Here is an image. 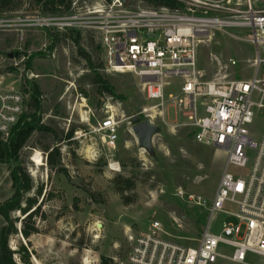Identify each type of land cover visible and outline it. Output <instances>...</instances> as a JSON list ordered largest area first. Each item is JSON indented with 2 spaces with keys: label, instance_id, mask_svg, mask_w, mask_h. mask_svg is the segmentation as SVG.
Instances as JSON below:
<instances>
[{
  "label": "rangeland",
  "instance_id": "374dc122",
  "mask_svg": "<svg viewBox=\"0 0 264 264\" xmlns=\"http://www.w3.org/2000/svg\"><path fill=\"white\" fill-rule=\"evenodd\" d=\"M99 1L91 3L97 5ZM17 3H21L18 10L0 8V80L4 86L13 83L21 88H30L29 82L37 83L42 101L39 124L51 130H36L20 151L19 161L34 181L30 195L36 196L42 189L38 198L41 206L39 213L28 220L38 227V232L26 239L20 232L21 222H17L19 233L11 236V248L25 245L30 264H102V256L118 264L126 260L132 238L147 231L154 220L163 224L172 241L195 245L211 213L206 205H198L189 196L201 197L205 203L214 200L227 152L197 142L193 127L186 123L188 119L174 99L167 97L163 115H157V110L143 112L156 101L148 102L134 74L105 68L98 33L48 27L46 19L61 15L42 14L33 0H13L10 5ZM130 6L143 4L137 1ZM86 10L87 7L67 14ZM48 32L54 33L57 40L52 49ZM77 32L99 73L114 86L116 96L99 93L94 72L69 37ZM232 33L214 31L199 44L202 79L227 82L251 77L255 47L243 40L246 34ZM181 80L171 79L167 96L178 94ZM28 103L29 97L26 114H33L35 109ZM197 105L202 115L203 100H198ZM108 116L118 122L115 147L108 146L106 133L99 131ZM133 116L139 117V122L152 118L154 132L148 144L140 143ZM26 120L29 119L21 121L5 140ZM263 127L264 115L258 113L250 126L254 140L260 138ZM72 128L74 133L68 138ZM54 148L60 149L61 159L52 167L48 154ZM37 152L41 165L33 160ZM247 154L254 156L252 151ZM60 167L65 170L60 171ZM229 170L235 174L246 172L233 165ZM10 173L11 165L0 161V203L13 194ZM124 177L132 179L131 188L123 183ZM225 209L236 212L232 204ZM24 217L14 213V218ZM225 223L236 225L238 220L218 212L211 220L210 232L219 234ZM3 224L0 217V228ZM221 253L225 257L216 264H242L229 258L232 248L225 247ZM16 259L22 264L18 254ZM246 264H261V258L248 253Z\"/></svg>",
  "mask_w": 264,
  "mask_h": 264
},
{
  "label": "built area",
  "instance_id": "2783aa9c",
  "mask_svg": "<svg viewBox=\"0 0 264 264\" xmlns=\"http://www.w3.org/2000/svg\"><path fill=\"white\" fill-rule=\"evenodd\" d=\"M180 8L130 6L121 0L77 6L80 13L46 19L48 27L90 29L100 37L104 66L111 72L134 74L143 86L148 102L143 112L157 110L163 115L165 102L174 99L194 129L197 142L224 149L227 164L211 203L190 195L211 213L207 227L195 245L174 242L163 224L154 220L147 231L132 238L126 260L118 264H216L225 247L233 249L229 258L246 264L254 253L264 264V127L254 140L250 126L258 113L264 115V0H177ZM95 5V6H94ZM215 12H222L217 14ZM214 31L242 32L243 40L255 47L252 75L248 79L218 82L204 80L198 69V47ZM233 64H236L233 61ZM173 77H180L178 94L166 89ZM28 93L0 80V136L6 139L26 112ZM204 113H198V100ZM152 117L153 114H148ZM153 123L152 118L149 119ZM99 131L106 133V144L116 146L118 122L102 120ZM248 151L254 152L250 158ZM233 165L246 170L235 174ZM227 204L236 212L226 210ZM235 216L236 225L225 223L219 234L210 232L216 213ZM179 221V220H178Z\"/></svg>",
  "mask_w": 264,
  "mask_h": 264
},
{
  "label": "trees",
  "instance_id": "16d2710c",
  "mask_svg": "<svg viewBox=\"0 0 264 264\" xmlns=\"http://www.w3.org/2000/svg\"><path fill=\"white\" fill-rule=\"evenodd\" d=\"M12 1L13 0H0V8L11 11L21 8V3H17V5H10ZM33 1L42 14L48 15L67 14L74 10L75 3H77V6L93 4L91 3V0ZM104 1L106 3H110L111 0ZM137 1H140L141 4L148 7H168L175 9L183 6V4L177 0H130L129 4H135ZM48 37L51 41L50 47L52 49L55 47L57 40L52 32H48ZM69 37H71L72 41L77 45L79 55L85 59L88 68L94 72V83L98 86L99 93L116 96L117 92L114 86L107 79L102 77L91 55L82 46L81 33L77 32L75 35L70 34ZM29 84L30 88L23 87V90L29 94L28 104L34 107L35 112L33 114L24 113L21 121L25 118L29 120H26L24 124L21 125V127L14 133V135L9 138V140H5L0 136V161L11 165L10 175L13 186V194L4 202L0 203V217L4 220V224L0 228V264H21L16 259L17 254L20 256L22 264H30L31 257L25 245L22 244L16 250L12 249L10 246L11 236L19 233L17 222H21L22 227L20 232L26 239H29L32 234L38 232V227L35 224H29L28 220H31L39 213L41 205L39 204L38 198L42 195V189H38V194L36 196L30 195V192L34 188V181L27 172L26 168L19 161V154L36 130L49 131L51 128L45 124H39L40 116L38 115L42 112L41 90L37 83L29 82ZM73 133L74 128L69 131L67 137L71 138ZM60 159L61 151L59 148H54L49 152L48 164L52 167L60 164ZM59 169L60 171L65 170L63 167H60ZM122 179L127 188L132 187L133 184L131 178L124 177ZM16 212H20L25 217L22 220L14 218V213ZM102 264H113V262L112 259L102 256Z\"/></svg>",
  "mask_w": 264,
  "mask_h": 264
},
{
  "label": "water",
  "instance_id": "95a60500",
  "mask_svg": "<svg viewBox=\"0 0 264 264\" xmlns=\"http://www.w3.org/2000/svg\"><path fill=\"white\" fill-rule=\"evenodd\" d=\"M123 4L127 5V0H121ZM133 122L136 123L134 131L136 132L141 144H148L151 140V136L154 132V124L149 121L139 122V117L133 116Z\"/></svg>",
  "mask_w": 264,
  "mask_h": 264
},
{
  "label": "bare ground",
  "instance_id": "6f19581e",
  "mask_svg": "<svg viewBox=\"0 0 264 264\" xmlns=\"http://www.w3.org/2000/svg\"><path fill=\"white\" fill-rule=\"evenodd\" d=\"M33 160H34L36 163H38L39 165L42 164V162H40L41 159H40V153H39V152H37V153L33 156Z\"/></svg>",
  "mask_w": 264,
  "mask_h": 264
}]
</instances>
